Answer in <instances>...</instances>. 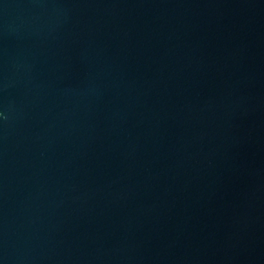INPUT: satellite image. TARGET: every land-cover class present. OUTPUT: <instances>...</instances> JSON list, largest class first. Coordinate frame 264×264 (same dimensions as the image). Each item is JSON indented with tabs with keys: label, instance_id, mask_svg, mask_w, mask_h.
I'll return each mask as SVG.
<instances>
[{
	"label": "water",
	"instance_id": "95a60500",
	"mask_svg": "<svg viewBox=\"0 0 264 264\" xmlns=\"http://www.w3.org/2000/svg\"><path fill=\"white\" fill-rule=\"evenodd\" d=\"M0 264H264V0H0Z\"/></svg>",
	"mask_w": 264,
	"mask_h": 264
}]
</instances>
